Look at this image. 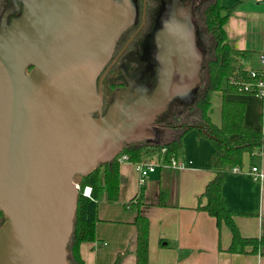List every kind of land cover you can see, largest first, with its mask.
I'll return each mask as SVG.
<instances>
[{
    "label": "water",
    "instance_id": "water-1",
    "mask_svg": "<svg viewBox=\"0 0 264 264\" xmlns=\"http://www.w3.org/2000/svg\"><path fill=\"white\" fill-rule=\"evenodd\" d=\"M199 4L160 2L142 37L144 70L125 78L104 112L99 76L138 20L137 0H24L0 30V264H69L82 178L125 145L161 144L157 121L171 103L194 102ZM147 73L154 87L141 82Z\"/></svg>",
    "mask_w": 264,
    "mask_h": 264
},
{
    "label": "crops",
    "instance_id": "crops-1",
    "mask_svg": "<svg viewBox=\"0 0 264 264\" xmlns=\"http://www.w3.org/2000/svg\"><path fill=\"white\" fill-rule=\"evenodd\" d=\"M230 8L225 24L228 44L248 52L242 62L247 70L263 69L259 56L264 55V3L251 0H220ZM229 99L245 104L244 125L264 132V96L233 95ZM221 93L211 99L209 117L220 125ZM213 146L195 130L182 140L177 160L183 168H157L142 185L131 163L119 165L120 186L115 203L100 201L95 239L80 245L84 264H112L119 253L127 252L121 264H135V228L137 214L149 222L148 264H264V256L226 252L231 235L227 227L217 228L215 220L199 209L206 184L213 178L210 160ZM257 167L264 176V155L244 154L243 166L224 181L225 207L237 215L233 220L241 236L264 234V177L254 180L250 169ZM163 203H159V193ZM132 201V207H127ZM248 251V250H247Z\"/></svg>",
    "mask_w": 264,
    "mask_h": 264
},
{
    "label": "trees",
    "instance_id": "trees-1",
    "mask_svg": "<svg viewBox=\"0 0 264 264\" xmlns=\"http://www.w3.org/2000/svg\"><path fill=\"white\" fill-rule=\"evenodd\" d=\"M146 21L153 17L158 0H150ZM156 2V3H155ZM230 8H224L220 0H200L195 6V28L197 43L204 53L200 85L192 104L174 101L167 112L157 121L166 125L167 132L161 144L145 141L125 145L111 162L100 164L79 185V195L71 238L67 245L69 264H84L80 256V245L93 242L95 225L98 221L97 206L104 200L115 203L118 200L120 175L119 158L126 163L154 162L162 158L168 163L177 159L182 149L183 137L195 130L198 136L211 142L213 151L210 166L214 174L198 198L199 209L215 220L218 229L228 228L231 242L226 252L231 254H258L264 256V234L259 237H243L234 223L237 213L228 210L223 202L222 187L233 169H241L244 154L264 155V132L252 130L244 125L245 104L229 99L233 95H253L255 90H244L243 85L256 80L243 66L247 51L231 47L227 42L225 24ZM151 20V19H150ZM151 24V22H150ZM221 93L220 125H214L209 117L211 99L214 93ZM165 149L164 154L161 150ZM170 169V168H168ZM90 187V198L83 196V189ZM163 203V193H159ZM132 201L126 204L132 207ZM0 217L2 214L0 213ZM135 228V264H148L149 222L137 214L133 221ZM248 250V251H247ZM126 251L119 253L112 264H121Z\"/></svg>",
    "mask_w": 264,
    "mask_h": 264
},
{
    "label": "flooded vegetation",
    "instance_id": "flooded-vegetation-1",
    "mask_svg": "<svg viewBox=\"0 0 264 264\" xmlns=\"http://www.w3.org/2000/svg\"><path fill=\"white\" fill-rule=\"evenodd\" d=\"M162 0H158L157 7ZM185 1V0H183ZM150 0H137L138 20L127 28L117 40L110 60L100 74L101 79V101L102 112H104L107 101L106 98L115 90L125 87V78L144 70L146 63L143 59L142 37L147 34L153 25V17L146 21L147 11L150 10ZM156 3V2H155ZM24 8V0H0V30L7 28L14 20H17ZM151 19V20H150ZM151 22V24H150ZM29 67L27 71H31ZM99 78V79H100ZM142 83H148L152 87L155 85V75L144 74ZM166 135L167 128L163 123H158ZM1 218V217H0Z\"/></svg>",
    "mask_w": 264,
    "mask_h": 264
},
{
    "label": "built area",
    "instance_id": "built-area-1",
    "mask_svg": "<svg viewBox=\"0 0 264 264\" xmlns=\"http://www.w3.org/2000/svg\"><path fill=\"white\" fill-rule=\"evenodd\" d=\"M254 3H264V0H251ZM259 63L261 66H264V55L259 56ZM251 77L255 78L256 80L254 81V83L252 84H246L243 85L244 90H252L254 89L255 92L253 95L262 98L264 96V82H263V69H251L249 70ZM165 152V149L163 148L161 150V154L163 155ZM119 163L124 162L123 158H119ZM134 168L139 176V184L142 185L145 178L151 174L152 172L155 171V169L157 168H170V169H176L179 170L181 168H183V163L179 162L177 159L175 158H171L170 161L168 163H165L162 161V158L159 159L158 161H154V162H139V163H135L133 164ZM239 169H233V172H237ZM250 175L253 177L254 180H261L264 176L263 173H261V171H259L257 169V167H252L250 169ZM78 190H79V186ZM90 187L86 186L83 189V196L90 198Z\"/></svg>",
    "mask_w": 264,
    "mask_h": 264
}]
</instances>
